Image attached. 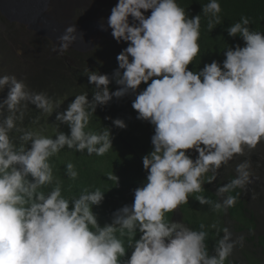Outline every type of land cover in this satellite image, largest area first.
<instances>
[{"label": "clouds", "instance_id": "obj_1", "mask_svg": "<svg viewBox=\"0 0 264 264\" xmlns=\"http://www.w3.org/2000/svg\"><path fill=\"white\" fill-rule=\"evenodd\" d=\"M59 4L45 8L56 22L51 36L0 15V51L17 30L44 58L63 57L70 49L94 51L111 56L108 61L117 58L119 66L111 76L89 72V83L95 86L92 98L77 95L65 111L57 112L56 120L66 124L70 134L58 131L55 137L21 129L17 122L23 121L29 104L51 116L62 102L31 90L21 78L25 68L18 78L10 69L0 71V92L8 90L0 102V264H240L233 253L237 244L243 245V236L233 239L224 227L209 253L203 223L194 230L166 216L203 192L222 166L264 141V33L252 30L250 19L242 16L227 32L242 37L244 46L229 47L222 66L213 61L194 72L189 65L200 52L201 16L189 17L178 0ZM221 11L219 0L202 5V13L210 17L209 30L221 23ZM117 42L128 46L119 49ZM113 80L120 86L115 92L109 89ZM142 83L147 87L138 92L132 107L138 119L154 125V150L139 156V162L144 156L147 182L135 190L131 206L119 209L112 223L101 227L93 206L102 203L105 192L85 188L78 197L66 198L51 160L65 147L103 156L112 148V133L109 128L101 133L88 130L91 116L114 97L137 93ZM113 124L127 127L122 119ZM13 131L21 133L18 139ZM188 150L198 157L192 159ZM250 167L247 160L236 165V177L217 189L221 200L204 195L195 199L227 213L240 195L230 193L251 183ZM65 174L73 181L79 176L71 162ZM211 228L219 236L215 223ZM129 248L132 254L125 259ZM251 260L262 261L254 256Z\"/></svg>", "mask_w": 264, "mask_h": 264}, {"label": "trees", "instance_id": "obj_2", "mask_svg": "<svg viewBox=\"0 0 264 264\" xmlns=\"http://www.w3.org/2000/svg\"><path fill=\"white\" fill-rule=\"evenodd\" d=\"M208 2L209 0H178L179 5L185 9L189 17H194L196 15L201 16L200 39L198 41L200 45V52L193 63L189 65V70L194 72L202 70L206 64H210L213 61L219 62L222 66L223 61L226 59L225 52L229 47L235 49L237 45L244 46L242 37H231L227 32V29L236 22H239L242 16H247L250 19L249 26L252 30L264 33V0H219L222 8L221 13L219 14L221 23L215 25L213 30H209L207 27L210 17L202 13V5ZM21 28L23 29L24 26H21ZM16 33H18L19 36H22V33L17 30L14 31L15 35ZM7 47L9 46L3 45L2 49L5 50ZM70 50L71 52L66 53L63 57L55 56L52 58H43L38 65L44 67L34 69L33 73H30V69L26 68L25 65L20 64L19 66V63L15 64L14 67L15 69H18V71L10 70L18 78L21 75L19 70L22 71V69L25 68L28 73V81L26 84L31 90L46 93L53 100V102H62L61 107L56 109L51 116L47 113H42L35 105L29 104L27 108L24 109L23 121L17 122V126L19 128L42 132L45 129H49L56 119L57 112L65 111L69 104L75 99L73 92L64 86L63 81L56 79L53 75H49L46 71L47 69L54 68L62 73L75 76L79 74H88L90 71L99 72L110 71L112 69L115 70L119 66L117 58H112L111 61H108L111 56L105 58L101 54L94 51L83 53L74 49ZM16 55L17 54H14V56ZM148 83H151V81ZM146 87L147 84L142 86L139 91L144 90ZM7 92V89L0 92V102L7 97ZM138 92L125 95L122 98L114 97L108 105L98 106L96 113H94L90 118V120H92V125L88 126V130L99 133L100 131L96 126L98 123L103 122L107 128L111 130L112 140H117L118 143H122L123 148H126L128 142L133 140V131H146L148 133L146 143H139L135 146H127L130 153L135 156V161L131 168L124 166H121L118 170L110 168V163L106 161L112 152L110 149L103 156L95 155L91 161H85L78 168V172L80 174L84 173L86 176L91 174L96 175L100 181V190L105 192V198L100 207L93 209L101 227L111 224L114 213H116L119 209L124 206H131L134 203L135 190L144 186L147 182L148 172L143 167V157L145 155L140 158L142 160L140 162L139 156L144 150L148 151L154 149L151 142V138L154 135V125L148 121L137 118L138 113L135 109H133L132 103ZM7 114L8 113L5 111L4 115ZM109 117L111 119H109ZM115 119L124 120L127 127L124 129L118 127L117 130L116 126L113 124ZM64 126L67 125L65 124ZM63 127L59 128V131H61ZM20 135V132L13 131L12 133V136L16 139H18ZM68 150L69 149H67V147L62 149L57 156L53 157L51 162L53 164L55 178L62 182L63 185H65L68 181L65 174L66 164L69 163L67 161ZM207 175H211V173H208ZM230 175L228 183L235 178V174ZM109 177L111 178L109 179ZM93 187L94 185L91 182H84L83 189L87 188L91 190ZM203 187V192L191 195L189 197L188 204H183L181 206L185 207L187 205H191L192 203L195 206L202 205L195 199V196L198 195H204L213 201L222 199L216 195V191L212 188L210 183H205ZM237 193L240 194L237 204L235 207L227 210L229 215L234 217L236 220L238 219L237 211L239 208L241 209L239 218L250 216L247 214L249 209L245 207V201L241 196L242 189H236L230 194L235 196ZM76 195L78 196L79 193L76 192ZM211 210L214 211L212 208ZM214 212L216 213V211ZM217 215L222 219L223 215L225 217L224 212H217ZM222 219L220 220L222 221ZM186 221L190 224L192 229L199 230L200 225L198 222H193L189 218H186ZM203 224L206 227L211 226V223L209 225L206 220L203 221ZM238 227L240 229H251L256 227V223L250 225L238 224ZM261 237L264 238V235L259 236L260 241L258 244H262L264 247V240L262 242ZM211 250H213L212 246ZM209 253H211L210 250Z\"/></svg>", "mask_w": 264, "mask_h": 264}, {"label": "rangeland", "instance_id": "obj_3", "mask_svg": "<svg viewBox=\"0 0 264 264\" xmlns=\"http://www.w3.org/2000/svg\"><path fill=\"white\" fill-rule=\"evenodd\" d=\"M1 29H3L2 24ZM29 40L34 42L31 38H29ZM5 42V45H8L9 47H7L5 51H0V71L4 70L5 72H8V69L18 71V69L14 68L15 64L18 63L19 65L23 64L25 66L31 67L29 68L30 73H33L34 69L44 67L38 65L43 60L44 56L37 50H34L33 47H30L29 43L24 38L19 37V35L13 34L9 36ZM117 44L119 49L128 46V42H117ZM107 46L108 45H106L104 48H106ZM26 53L27 55L25 56ZM14 54L17 55L14 56ZM19 56L22 60H24L23 63L19 62ZM19 71L22 73L21 70ZM46 71L49 75H53L56 79L63 81L64 86L69 88L73 92L74 96L87 93L89 95V99L92 98V94L95 91V86L89 83L87 77L89 73L74 76L67 73H62L54 68L47 69ZM113 72V69L110 71H99V73L107 74L109 76H111ZM27 74L28 73L26 72V70H24L21 76L22 80H24L25 83H27L28 81ZM142 86H145V84L142 83L140 88ZM119 87L120 86L117 85L114 80L109 85V89L111 92L117 91ZM57 124H59V122L55 119L51 127H49V129H45L43 133L45 135L55 137V135L59 131V129H57ZM64 125L65 124H59V128L63 127ZM90 125H92V120H90L89 122V126ZM96 127L100 131L99 133H101L102 131H104L105 128H107V126L103 122L98 123ZM116 128L118 130V127ZM61 132L70 134V129L68 126H64ZM132 136L133 140L131 142H128L127 146H135L139 143L144 144L148 139V133L146 131H133ZM127 146L126 148H123L122 143H118L117 140H112V148H110V151L112 152L108 160H106L110 163V168L118 170L121 166L127 168H131L133 166L135 156L130 153ZM153 150L154 149L146 151L144 155H148ZM188 154L194 160L198 157V153L195 150H188ZM94 156L95 154L89 156L86 151L84 153H80L76 152L74 149H69L67 161L74 164L76 170L78 171V168L85 161H91ZM245 160L249 161L251 165V167L248 169V171L250 172L251 183L248 184L246 188L242 189L241 196L245 201V207L249 209V211H247V214L250 216L239 218V215L241 214V209L239 208V210L237 211V220L231 215H229L228 211L227 213H225V217L224 215L222 216V219L217 215V212L215 213L211 210V206H195L192 203L191 205H187L185 207L180 206L178 209L174 210L173 213H168L166 219L170 220L174 216L172 221L182 222L186 226L190 225L186 221V218L191 219L193 222H198L199 225L202 224L204 220H207L208 222L211 221V225L215 223L218 226V229L221 230L219 236L216 235L217 229H213L211 228V226L205 228V230L209 233L206 243L208 245V250L210 251L211 246L214 247L215 241L223 236L222 229L224 227H227L233 233V239H236L240 236L244 237L243 245L241 246L240 244H237L234 250L235 254L233 253V255L238 258V262L240 264H264V252L262 250V246L258 244L260 239L257 240L259 236L264 235V141H261L255 149H246L245 154L243 156H237L232 161H230L228 165L222 166L219 170V175L217 176V179L211 183V186L217 192L218 187L224 186L228 183V176L230 177V174H235L236 177V165L244 162ZM67 180L68 181L65 185H63L62 182L61 185L63 189V195L68 199L78 197L76 195V192L79 194L81 193L84 188V182H91L94 185L93 189H91L90 191H94L97 188L100 189V181L98 180V177L94 174L86 176L84 173H79V176L76 180L73 181L68 177ZM49 190V188L44 189L45 192ZM100 205H94L93 209L99 208ZM220 219H222V221ZM253 223L257 224L254 229L242 230L238 227V224L250 225ZM140 235L141 234L137 232V236L135 237V239H139ZM263 240L264 238L261 237L262 242ZM132 251L133 249L129 248L124 258H130ZM253 256L257 257L262 261H252L251 259ZM226 264L231 263H228V261H226Z\"/></svg>", "mask_w": 264, "mask_h": 264}, {"label": "water", "instance_id": "obj_4", "mask_svg": "<svg viewBox=\"0 0 264 264\" xmlns=\"http://www.w3.org/2000/svg\"><path fill=\"white\" fill-rule=\"evenodd\" d=\"M51 2L60 8V0H0V15L5 20L23 23L37 30V34L51 36L56 29V22L47 15L45 9ZM81 27H78L79 31Z\"/></svg>", "mask_w": 264, "mask_h": 264}]
</instances>
